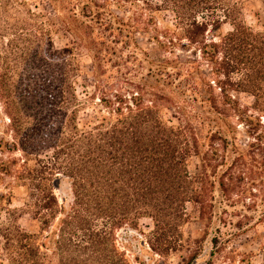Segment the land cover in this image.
Segmentation results:
<instances>
[{"label":"trees","instance_id":"1","mask_svg":"<svg viewBox=\"0 0 264 264\" xmlns=\"http://www.w3.org/2000/svg\"><path fill=\"white\" fill-rule=\"evenodd\" d=\"M51 1L56 13L45 21L49 44L54 35L64 32L73 37L72 44L84 47L86 31L94 32L97 27L110 30L124 24L111 5L115 2L122 11L121 2L130 0ZM140 1V9L156 12L157 18L163 20L165 13L171 14L170 24H155L152 40L159 49L174 56L177 49H198L205 60L219 67L216 74L240 75L245 85L239 92L251 95L253 109L264 114V96L259 93L264 85V33L255 32L245 22L243 0ZM156 17L148 15L147 29ZM225 25L231 27L226 34L222 31ZM169 61L168 57L161 60V79L170 76ZM202 85L193 88L184 101L178 100V91L169 95L164 90L148 99L145 88L137 86L131 103L118 99L117 107L109 106L108 115L89 129L78 127L77 112L84 106L78 101L73 116L64 113L66 128L50 133V137L58 135L54 143L42 145L24 136L21 146L28 163L26 174L20 173L19 179L38 200L28 208L42 234L48 232L52 220H57L56 229L37 246V235L18 224L13 228L0 225V250L5 252L0 260L3 257L5 264H130L124 254L117 261L118 230H138L141 220H151V235L159 243L149 247L162 255L176 250L180 229L189 220L188 204L197 208L198 221H211L214 193H224L226 188L224 176L217 172V146L226 147L229 140L222 127L219 97L210 81L203 79ZM216 85L223 90L219 82ZM51 86L48 90L58 89L59 93L52 92L60 98L61 109L67 111L69 97L77 100L69 77L65 74L58 88ZM180 93L184 95L183 90ZM171 110L177 124L166 118ZM9 115L15 128H22L24 121L14 113ZM240 120L246 119L241 115ZM47 148L52 153L42 157L40 152ZM60 178L67 179L71 189V202L65 200L62 206L54 192ZM51 239L57 261H48L41 252ZM109 244L113 257L105 255ZM258 252L245 256L261 255L257 264H264V246ZM195 256L191 259L196 260ZM248 264L254 263L250 260Z\"/></svg>","mask_w":264,"mask_h":264},{"label":"rangeland","instance_id":"2","mask_svg":"<svg viewBox=\"0 0 264 264\" xmlns=\"http://www.w3.org/2000/svg\"><path fill=\"white\" fill-rule=\"evenodd\" d=\"M243 1L245 22L255 32L264 33V0ZM112 4L124 24L110 30L97 27L94 32L86 31L83 47L72 44L73 37L64 32L54 35L53 43L49 44L45 21L56 13L51 0H0V225L13 228L18 224L27 233L37 235V246L56 229L57 220H52L48 232L42 234L40 224L28 208L38 200L19 179L20 173L26 174L23 172L28 163L21 146L24 136L42 145L54 143L58 135L50 137V133L66 128L64 113L73 116L78 101L84 104L77 112L78 127L89 129L108 115L109 106L117 107L118 99L131 103L137 95V86L145 88L148 99L164 90L169 95L178 91V100L184 101L192 95L193 88L203 87L205 79L221 102L222 127L229 140L226 147L217 146L220 165L217 172L224 176L226 188L224 193L220 190L214 193L212 220L198 221L197 208L188 204L189 220L180 229L176 250L162 255L149 247L159 243L151 235L152 221L141 220L138 230L125 227L117 231L115 257L120 262V254H124L130 264H207L210 260L213 264H241L242 260L244 264L250 260L261 263V255L255 258L245 255L258 254L264 246V114L253 109L251 95L239 92L245 85L240 75L216 74L219 67L205 60L196 48L177 49L174 56L157 47L152 40L156 35L155 24H170L171 14L165 13L163 20L157 18L156 12L140 9L143 7L140 0L121 2L122 11L117 10L115 2ZM152 14L156 18L147 29L145 21ZM230 30L229 25L222 29L224 34ZM165 57L171 60L170 76L161 79L158 74ZM65 74L77 96V100L69 97L67 111L61 109L63 104L54 95L59 93L58 89L48 90L51 85L58 88ZM262 86L259 93L264 96ZM9 113L24 121L22 128H15ZM172 114V110L168 111L166 118L177 124ZM241 115L246 120L241 121ZM206 133L207 129L203 137ZM205 143L210 149L208 140ZM40 153L44 157L52 151L47 148ZM58 183L54 192L59 205L65 200L69 204V181L60 178ZM55 247L51 239L47 249L41 250L49 257L48 261H57ZM4 253L0 250V256ZM105 255L113 257L110 244ZM194 255L196 260L191 259Z\"/></svg>","mask_w":264,"mask_h":264}]
</instances>
